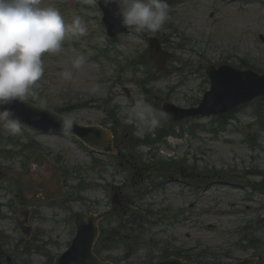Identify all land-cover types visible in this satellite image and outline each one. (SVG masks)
Instances as JSON below:
<instances>
[{
  "label": "rangeland",
  "instance_id": "374dc122",
  "mask_svg": "<svg viewBox=\"0 0 264 264\" xmlns=\"http://www.w3.org/2000/svg\"><path fill=\"white\" fill-rule=\"evenodd\" d=\"M43 3L58 8L67 22L80 16L87 26L84 39L90 41L92 47L78 49L69 36L60 53L45 54V72L37 89L40 98L46 99L51 108L89 101L73 113V117L84 124L107 122L106 112L99 104L108 99V104L118 110L114 118L128 126L123 122L124 113L126 107L142 97L136 84L146 77V69L139 66V71H135L127 59L136 56L135 52H143L146 41L139 32L132 31L116 41L114 47L119 54L113 50L111 54L117 60L98 59L94 46L108 45V39L94 0H43ZM169 15L172 26H164L158 34L166 40L167 48L176 54L170 63L174 69L164 76L152 68V80L145 85L146 94L152 100L157 101L159 96L180 107L196 105L210 88L203 70L208 63H230L239 67L246 59L264 71V41L261 39L264 36V6L260 0H183L169 9ZM77 53L86 57V64L79 70L71 64ZM103 66L107 68L105 76L100 70ZM121 67H124L123 71ZM64 70L73 73L72 81L61 78ZM254 104L238 109L225 132L221 130L214 134L199 126L194 135L185 126L182 136H172L152 149L139 147V154L147 162H152L154 156L184 159L188 165L196 164L199 171L209 169L221 174L242 175L249 168H257L264 172V127L257 123L258 106ZM261 107L264 120V101ZM200 123L210 126L211 120L197 119L190 124ZM237 127H242L246 135L255 136L260 146L251 149L240 142L242 134ZM133 130L136 131L132 126L127 135ZM3 132L5 136L10 135ZM19 136L24 144L32 138L35 146L20 152L21 146L0 144V150L6 147L18 153L14 159L0 158V167L7 172L0 180V213L9 218L0 216V233L7 237L3 239L5 254L1 264H54L52 258L63 253L75 235L71 223L75 214L85 219L90 213L112 210L101 225L106 233L117 226L114 209L119 211L121 207L113 208L108 190L97 185L102 181L122 187L123 194L131 200L124 206L130 214H122L126 227L119 230L125 239L118 238L120 240H116L113 248L99 249L103 258L118 264H151L165 251L195 249L193 254L196 256L200 248H207L210 252L205 260L209 263L228 264L256 252L262 256L260 264H264V249H261L264 243V196L252 188L214 184L205 188V194L202 190L195 194L186 191L182 195L179 185L171 182L166 185V192H152L140 199L136 190L146 181L134 182L131 186L133 175L127 170L114 173L104 156L92 159L70 138L32 133ZM250 155L254 156L251 160ZM36 156L39 157L38 164H42L38 169L39 177L46 175L56 183L51 190L45 191L47 200L43 194L38 198L36 188L30 189L27 183L31 182H26L33 176L26 178L28 171L24 166L31 164ZM63 169L69 170L70 175L65 177ZM251 179L258 180L260 176L252 175ZM18 180L24 182L19 184ZM81 181L92 185L78 189ZM59 199L66 201L64 207L53 203ZM133 214L137 216L136 222L130 217ZM247 232L262 242L258 248L248 246ZM133 236L138 238L134 245L130 244Z\"/></svg>",
  "mask_w": 264,
  "mask_h": 264
},
{
  "label": "clouds",
  "instance_id": "9594fccd",
  "mask_svg": "<svg viewBox=\"0 0 264 264\" xmlns=\"http://www.w3.org/2000/svg\"><path fill=\"white\" fill-rule=\"evenodd\" d=\"M103 4L116 5L113 15L122 26L136 32L159 33L170 19L167 0H103ZM86 33V23L80 16L67 22L58 8L43 0H0V129L15 136L27 127L13 109L4 107L19 102L37 112H47L59 122L64 135L72 134L74 118L56 113L46 99L40 98L38 81L45 72L44 55L60 53L67 37ZM71 64L79 70L86 64V57L77 53ZM60 76L64 81L73 80L70 70ZM124 115L123 122L133 126L141 137L159 128L162 118H170L143 97L126 107Z\"/></svg>",
  "mask_w": 264,
  "mask_h": 264
},
{
  "label": "water",
  "instance_id": "95a60500",
  "mask_svg": "<svg viewBox=\"0 0 264 264\" xmlns=\"http://www.w3.org/2000/svg\"><path fill=\"white\" fill-rule=\"evenodd\" d=\"M107 11V21L110 24V12ZM152 55L158 58L160 46L158 40H153ZM169 56L164 57L166 61ZM212 79L213 88L207 94L202 107L194 112H186L180 119L175 121H183L185 118L196 114H209L212 112H225L235 106L244 103L258 95L264 94L263 77H256L252 73H244L234 70L232 67L224 66L216 70L213 66L209 69ZM15 111L21 117L27 128L35 131L61 132L59 122L47 112H37L28 104L22 103L21 106L15 103L5 105ZM164 111L171 115L174 114V106L165 105ZM72 133L78 135L86 143L98 150L110 151L111 138L106 131L100 127H85L75 123ZM101 216H94L90 219L89 225L77 222L78 236L72 247L64 255L60 256L56 264H105L101 263L98 258L93 255V245L98 237L97 222ZM170 264H178L175 260H170ZM248 264H252L247 260Z\"/></svg>",
  "mask_w": 264,
  "mask_h": 264
}]
</instances>
